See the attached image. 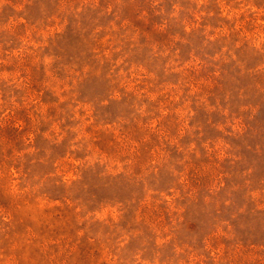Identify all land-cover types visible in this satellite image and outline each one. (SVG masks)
I'll list each match as a JSON object with an SVG mask.
<instances>
[{
  "label": "rangeland",
  "instance_id": "374dc122",
  "mask_svg": "<svg viewBox=\"0 0 264 264\" xmlns=\"http://www.w3.org/2000/svg\"><path fill=\"white\" fill-rule=\"evenodd\" d=\"M0 264H264V0H0Z\"/></svg>",
  "mask_w": 264,
  "mask_h": 264
}]
</instances>
